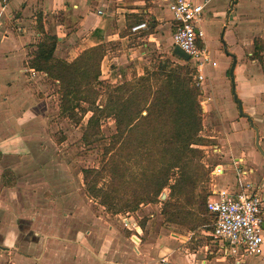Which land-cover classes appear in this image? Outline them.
Wrapping results in <instances>:
<instances>
[{
    "label": "crops",
    "instance_id": "obj_1",
    "mask_svg": "<svg viewBox=\"0 0 264 264\" xmlns=\"http://www.w3.org/2000/svg\"><path fill=\"white\" fill-rule=\"evenodd\" d=\"M190 1L204 6L203 22L209 20L219 35L212 40L205 34L200 41L214 89L213 97L206 92L212 100L203 116L217 122L213 130L204 124L202 137L211 144L203 147V162L228 169L211 181L209 191L234 184L230 155L241 151L236 156L247 170L253 169L244 179L255 182V169L246 156L254 129L240 106L254 125L261 123L264 138V72L257 59H251L255 42L264 43V0ZM223 4L229 5L227 11L216 12ZM143 22L148 28L133 33L132 27ZM244 28L252 32L250 39L238 37ZM42 30L59 39L54 56L68 62L102 45V78L118 83L130 80L129 68L143 75L151 53L173 40L175 23L165 0H0V264H156L160 255H167L166 264H181L185 258L191 264H234L217 246L210 251L192 242L185 245L187 254L179 256L180 243L190 241L184 228L178 227L183 233H170L159 227L158 234L143 243L144 231L134 215L125 214L124 225L118 226L116 220L97 216L89 197L75 201L72 174L56 160L55 149L44 146L51 137L50 119L60 109L49 76L31 66L45 38ZM213 41L221 43L213 47ZM244 42L247 49L242 51ZM260 56L264 59V52ZM213 144L225 150L222 159L210 152ZM260 144L264 147L263 139ZM126 217L130 224L137 222L141 232L127 227ZM204 250L215 256L214 262L206 261Z\"/></svg>",
    "mask_w": 264,
    "mask_h": 264
},
{
    "label": "trees",
    "instance_id": "obj_2",
    "mask_svg": "<svg viewBox=\"0 0 264 264\" xmlns=\"http://www.w3.org/2000/svg\"><path fill=\"white\" fill-rule=\"evenodd\" d=\"M42 33L45 38L31 66L59 83L61 116L80 124L90 114L82 137L86 144L103 135L104 119L111 118L115 123L102 167L83 171L88 193L100 199L103 206L121 213L134 211L144 203H158L168 188L171 193L164 202L163 214L169 221L182 224L185 206L180 201L184 199L187 205L197 206L202 218L210 217L214 225L215 216L207 207L211 192L204 196L194 193L203 168L198 161L204 156L199 146L211 141L201 135V90L190 62L180 66L171 60L161 61L146 68L143 75L113 86L102 78L106 55L102 45L68 62L54 56L59 39ZM258 47L255 44V50ZM102 97L105 99L101 102ZM176 171L178 178L173 182ZM206 172L209 176L208 169ZM106 177L108 183L99 188L98 182Z\"/></svg>",
    "mask_w": 264,
    "mask_h": 264
},
{
    "label": "rangeland",
    "instance_id": "obj_3",
    "mask_svg": "<svg viewBox=\"0 0 264 264\" xmlns=\"http://www.w3.org/2000/svg\"><path fill=\"white\" fill-rule=\"evenodd\" d=\"M213 5L214 4L210 5L209 14H212V9L214 8ZM228 8L229 5L227 6L223 4L220 10L216 12H224L227 11ZM224 15H226V12L219 14L220 18H223ZM215 28L216 27L213 28L211 26V22L209 20L207 21L205 20V23L204 22L202 23V29L204 33L206 35L207 34L210 35V37H212V40L217 39L219 37V35L217 34V28L216 29ZM251 36H252V32L250 31L249 28H244L240 30L238 34V37L246 38V39H250ZM172 42L173 40L170 41L168 44L166 43L165 44L166 48H163L165 46H163L162 44V48L160 49V51L157 50V52L151 53V59L146 64V66H144L143 74L145 73L146 68L151 67L153 64L157 66L161 61L164 62L166 60H171L172 62L180 66H186L187 62H184L183 60H181L180 58L176 57L173 54L174 47L172 46ZM219 43L221 42L213 41V47H216ZM255 44H257L259 47L258 50H255L256 53L254 54L253 57H251V59L252 60L257 59V61L260 64L259 66L264 72V59L263 57L260 56V53L264 52V43L261 41ZM239 47H242V51L247 49L246 42H244L243 46L240 45ZM212 62L213 59L211 57L210 63ZM190 67L194 68V64L191 62H190ZM129 70H131L129 73H131L130 80H132L135 77V75H137V71L130 68ZM206 71H205L206 80L204 82V85H202L200 89L203 90L202 96L207 94H208L207 96H209L211 94L213 97L214 89L211 87L210 78L207 75ZM196 75L197 72L195 71L193 76L194 80H196ZM105 81L106 84L110 83L113 86L121 83V81L118 83L115 82L112 83L109 80H105ZM49 86L51 87L50 89L51 93L55 91L58 92L59 94L60 85L58 82L51 79V81H49ZM102 91H104V89ZM58 99L59 100H56V102L57 101L59 102V109H61L60 94ZM104 99L105 97H102L101 102L104 101ZM89 116L90 114L86 115L84 119H82L81 123L78 124L77 122H75V120L73 121L70 120L69 118L64 117L63 115L61 116V110H60L58 116L54 115L50 119L49 132L51 133V137H49V139L47 140H44L46 141V144H44V146L54 148L56 160H58V162L68 167V169H66L67 172L72 174V178H73L72 180H74L72 182L74 183L75 201L80 198L85 199V197L86 198L89 197L88 200H91L90 206L95 211L94 213L97 214V216L105 215L110 219L116 220V224L118 226L124 225L122 221V217H124L125 214L134 215L144 231L143 243L152 240L153 237L158 234L159 227L160 228L164 227L170 233H176V232L183 233L182 231H180L181 229H179L178 227L186 229L187 232L185 234L187 235L188 238H190V241H188V243L186 244L180 243L181 246L177 248L180 251L179 256L181 257H183L184 254H187L185 249L186 246L189 247L190 242L198 246L206 245L210 248L209 249L210 251L214 250V248L216 249L215 244H213L214 240L212 237H210L211 235H209L211 230L213 229L212 219L208 216L202 218L201 214L197 211L198 210L197 206L187 205L184 199L180 201V203L183 206H185L184 208L185 214H182L180 220L182 224L169 221L167 219L168 216H165L163 214L164 202L168 200L171 193L170 189L168 188L165 189L167 192V198L164 201L160 200L159 198L158 203H144L142 206H140L138 209L134 211H126V212L122 211L121 213H117L116 211L110 210L108 207L103 206L100 202V199L93 198L88 193L87 186L84 180L83 171L86 169H100L102 167L104 160H106L104 156V151L107 147H109L111 143L112 135L116 131L114 120L111 118L104 119L102 121L103 135L101 137H97V139H92L90 141V144H86L85 142H83L82 137ZM204 124H206L207 127L211 130L217 128L216 119H212L210 116H208V118H204L203 116V126ZM255 126L259 128V126L262 125L260 123L259 126L258 124H255ZM212 134L215 135V133ZM261 139L264 140V138L261 137L260 135V140ZM255 140H256V132L253 131V137L250 142L251 152L249 151L248 154L246 153V156H247L248 166L255 169V174L257 179V181L255 182L261 187V194L264 195V157L258 151L255 144ZM261 146L263 147V145ZM243 152L244 151L237 152L236 155L237 154L239 155ZM200 159H198V161L199 162L201 161L202 163L201 165H203V157L201 160ZM176 173L177 174H175L173 182H175V180L178 178L179 171H176ZM200 175L201 178L197 183V188L194 193L196 195L204 196L206 194H209L210 184H211L210 178L207 175L206 168L204 165L203 168H201ZM8 177L9 180H11L10 177L12 176H8ZM107 183H108V177L100 180L98 182V187L101 188L104 186V184ZM165 190L163 192H165ZM114 203H116L115 206L117 208L118 206L117 202L115 201ZM202 223L208 226H205ZM203 255L206 256V261L214 262L213 259H215V256L208 255L207 252H205V250ZM157 258L155 262L156 264H164L166 262L165 259L167 258V255L165 257L160 255ZM254 261L256 260H253V258H251L248 259L247 263L244 264H264L259 261L258 262H254ZM2 264H11V263L7 262ZM181 264H191V263L189 259L186 260L185 258V261L182 262ZM215 264H230V263L229 262L218 263L216 261Z\"/></svg>",
    "mask_w": 264,
    "mask_h": 264
},
{
    "label": "built area",
    "instance_id": "obj_4",
    "mask_svg": "<svg viewBox=\"0 0 264 264\" xmlns=\"http://www.w3.org/2000/svg\"><path fill=\"white\" fill-rule=\"evenodd\" d=\"M165 1L168 2V10L175 23L173 45L179 46L191 57L190 62L194 64L197 72L195 82L200 88L206 80L205 68L209 60L200 45V41L205 37L202 29L204 6L190 0ZM147 28L146 22L139 23L132 27V32L138 33ZM200 90V104L206 113V105L212 98L202 96L203 90ZM205 146H199L204 154ZM224 151L218 144H213L210 150L218 159L225 156ZM230 157L234 161L233 169L236 177L234 184L212 188L207 200L208 210L216 219L211 237L218 252L232 259L234 264H244L251 258H257L264 263V195L261 194V187L258 184L244 179L247 174L253 173V169L247 170L242 158L233 154ZM203 165L209 170L210 181L224 175L228 170L227 166L221 163L207 167L203 162ZM124 220L127 227L141 232L139 224L134 222L130 224L129 217Z\"/></svg>",
    "mask_w": 264,
    "mask_h": 264
},
{
    "label": "water",
    "instance_id": "obj_5",
    "mask_svg": "<svg viewBox=\"0 0 264 264\" xmlns=\"http://www.w3.org/2000/svg\"><path fill=\"white\" fill-rule=\"evenodd\" d=\"M173 54L185 62H190V60H191V57L187 53H185L179 46L174 47ZM240 114H242V116L246 117L249 120L252 128L256 132L255 144H256V147H257L258 151L260 152V154L264 157V149L262 148V146L260 144V131H259V129L254 125L252 119L249 116L243 114V110H242L241 106H240ZM166 198H167V192L165 190V192H163V194L161 195L160 200L164 201Z\"/></svg>",
    "mask_w": 264,
    "mask_h": 264
}]
</instances>
